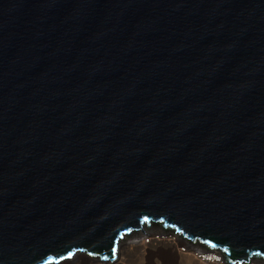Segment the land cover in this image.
I'll use <instances>...</instances> for the list:
<instances>
[{
    "label": "water",
    "instance_id": "1",
    "mask_svg": "<svg viewBox=\"0 0 264 264\" xmlns=\"http://www.w3.org/2000/svg\"><path fill=\"white\" fill-rule=\"evenodd\" d=\"M151 222L264 262V0H0V264Z\"/></svg>",
    "mask_w": 264,
    "mask_h": 264
},
{
    "label": "bare ground",
    "instance_id": "2",
    "mask_svg": "<svg viewBox=\"0 0 264 264\" xmlns=\"http://www.w3.org/2000/svg\"><path fill=\"white\" fill-rule=\"evenodd\" d=\"M139 229L130 230L119 239L115 255L112 253L114 259L111 261H107L108 258L96 262L94 259L99 257L76 251L68 260L49 264H229L220 251L209 250L198 243L180 238L172 227L165 228L172 229V233L165 229H150L144 226ZM147 240L149 243H146ZM261 261L253 258L234 264H264Z\"/></svg>",
    "mask_w": 264,
    "mask_h": 264
},
{
    "label": "rangeland",
    "instance_id": "3",
    "mask_svg": "<svg viewBox=\"0 0 264 264\" xmlns=\"http://www.w3.org/2000/svg\"><path fill=\"white\" fill-rule=\"evenodd\" d=\"M144 227H147V226H144ZM148 228H152V229H159V230H161V229H165L163 226H161V225H159V224H151V226H149ZM166 231H168L169 233H172V229H165ZM133 231V230H132ZM136 231H138V230H136ZM174 232L176 233V234H178L177 233V231H175L174 230ZM180 235V234H179ZM180 238H185V237H183L182 235H180ZM185 239H187V241H189V242H191L190 240H188L189 238H185ZM146 243H149V240H147L146 241ZM194 243H198L199 244V242H194ZM199 245H201V244H199ZM202 247H204L203 245H201ZM205 248V247H204ZM216 251H218V250H216ZM183 252H185V249H183ZM85 254V253H84ZM222 254V253H221ZM223 255V254H222ZM89 258H91V257H89ZM92 259V258H91ZM94 261H96V262H100V261H102L101 260V258H98V259H94ZM104 261H106V260H103V262ZM107 261H109V259L107 260ZM260 261V260H259ZM262 262V261H261ZM134 264V263H133Z\"/></svg>",
    "mask_w": 264,
    "mask_h": 264
},
{
    "label": "snow or ice",
    "instance_id": "4",
    "mask_svg": "<svg viewBox=\"0 0 264 264\" xmlns=\"http://www.w3.org/2000/svg\"><path fill=\"white\" fill-rule=\"evenodd\" d=\"M113 254L115 255V249L113 250Z\"/></svg>",
    "mask_w": 264,
    "mask_h": 264
}]
</instances>
